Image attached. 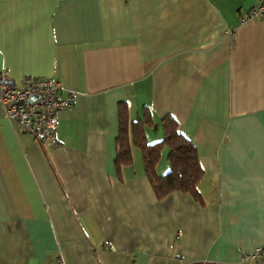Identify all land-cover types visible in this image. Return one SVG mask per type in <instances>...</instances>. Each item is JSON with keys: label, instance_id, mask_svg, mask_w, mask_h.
<instances>
[{"label": "crops", "instance_id": "1", "mask_svg": "<svg viewBox=\"0 0 264 264\" xmlns=\"http://www.w3.org/2000/svg\"><path fill=\"white\" fill-rule=\"evenodd\" d=\"M257 0H0V74L52 77L55 147L0 110V264H264V17ZM171 114L201 201L157 199L142 155L116 171L117 106ZM163 146L157 173L169 168Z\"/></svg>", "mask_w": 264, "mask_h": 264}, {"label": "trees", "instance_id": "2", "mask_svg": "<svg viewBox=\"0 0 264 264\" xmlns=\"http://www.w3.org/2000/svg\"><path fill=\"white\" fill-rule=\"evenodd\" d=\"M141 108V117L132 121L129 119L127 103H118V131L115 138L114 158L116 171L119 173L123 165L131 164V147L134 145L141 152L145 177L157 199L173 191H180L189 193L194 200L200 202L197 184L203 171L198 162L195 144L179 130L178 122L171 114H165L161 118L163 137L147 142L144 129L152 124V116L147 105H142ZM163 146L168 147L169 168L159 174L157 164Z\"/></svg>", "mask_w": 264, "mask_h": 264}, {"label": "built area", "instance_id": "3", "mask_svg": "<svg viewBox=\"0 0 264 264\" xmlns=\"http://www.w3.org/2000/svg\"><path fill=\"white\" fill-rule=\"evenodd\" d=\"M264 17V0L255 4L242 20ZM59 83L52 77L23 75L17 83L0 74V110L7 122L20 131L31 134L45 147H55L57 113L70 106V98H60ZM244 259H264V244L246 253Z\"/></svg>", "mask_w": 264, "mask_h": 264}, {"label": "water", "instance_id": "4", "mask_svg": "<svg viewBox=\"0 0 264 264\" xmlns=\"http://www.w3.org/2000/svg\"><path fill=\"white\" fill-rule=\"evenodd\" d=\"M8 81H10V80H8ZM11 82V81H10Z\"/></svg>", "mask_w": 264, "mask_h": 264}]
</instances>
